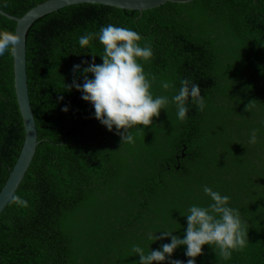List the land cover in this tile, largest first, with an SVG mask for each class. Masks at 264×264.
I'll return each mask as SVG.
<instances>
[{
  "label": "trees",
  "instance_id": "1",
  "mask_svg": "<svg viewBox=\"0 0 264 264\" xmlns=\"http://www.w3.org/2000/svg\"><path fill=\"white\" fill-rule=\"evenodd\" d=\"M43 1L0 0V7L22 16ZM109 23L151 44L154 57L140 62L155 77L153 94L170 100L153 125H141L135 143L122 144L81 91L66 87L84 82L75 64L92 62L93 47H81L79 37ZM15 29L0 14V36ZM90 43L102 64L104 46L98 37ZM27 72L40 142L15 192L29 206L10 200L0 213V264H138L133 245L148 252L171 242L150 241L149 232L171 228L183 238L189 207L210 202L204 185L231 197L249 241L230 259L205 245L197 264H264V0L167 1L143 11L65 6L28 29ZM183 78L199 84L207 101L201 112L189 100L186 121L171 103ZM164 81L174 86L165 89ZM24 138L9 59L0 62V190ZM186 247L172 258L187 261Z\"/></svg>",
  "mask_w": 264,
  "mask_h": 264
},
{
  "label": "clouds",
  "instance_id": "2",
  "mask_svg": "<svg viewBox=\"0 0 264 264\" xmlns=\"http://www.w3.org/2000/svg\"><path fill=\"white\" fill-rule=\"evenodd\" d=\"M97 37L104 46L102 54L99 55L102 57V64L95 62L97 55L94 54V45L90 43ZM143 40L146 38L134 29L111 23L102 26L99 32L81 35L79 45L93 47L92 62L85 60L83 64L86 67L81 64L73 66L74 73L82 70L83 84L74 79L71 85H66L68 90L74 86L81 91L82 98L94 106L95 118L109 131L115 130L121 137L122 144L135 143V134L144 131L141 125H153V118L159 117L162 109L168 112L170 103L169 97L157 96L152 92L155 77L150 78L140 61L150 62L154 57V50L150 43L142 44ZM23 48L24 44L17 35L0 36V62L10 59L22 64ZM89 74H94V77ZM173 86L167 81L162 82L165 89ZM189 100L201 112L207 106L199 84L183 78L180 80L179 90L171 97V103H174L177 117L181 121L188 119ZM64 111H69V106L65 105ZM257 133L258 129L251 130L250 144L258 142ZM203 192L210 198V202L206 205L194 203L189 207L188 214L184 215L188 223L183 238L175 235L169 228L147 234V238L154 242L171 238V242L163 243L160 249H153L151 245L150 250L145 252L139 244L132 246V251L140 257L138 264H164L166 261L170 264H197L196 258L204 253L205 245L218 250V254L224 259H230L234 251H241L247 246V222L242 219L240 210L231 206V197L208 185L203 186ZM11 201L25 208L29 206V201L18 194H13ZM181 246H187V261L172 258V254Z\"/></svg>",
  "mask_w": 264,
  "mask_h": 264
},
{
  "label": "water",
  "instance_id": "3",
  "mask_svg": "<svg viewBox=\"0 0 264 264\" xmlns=\"http://www.w3.org/2000/svg\"><path fill=\"white\" fill-rule=\"evenodd\" d=\"M167 1L189 2L192 0H45L33 6L25 14L23 13L22 16L10 14L0 7V13L16 21L14 34L17 35V38L24 44V48L21 50L24 62L22 64L13 62V65L14 86L25 129V138L22 143L20 154L5 184L0 190V213L7 206L11 200V196L15 194L24 179L40 142L38 139L37 122L31 104L27 78V33L33 22L47 13L82 2L102 3L143 11L145 9L156 8Z\"/></svg>",
  "mask_w": 264,
  "mask_h": 264
}]
</instances>
